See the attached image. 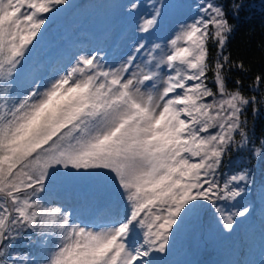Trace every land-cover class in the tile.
<instances>
[{
    "label": "snow or ice",
    "instance_id": "obj_1",
    "mask_svg": "<svg viewBox=\"0 0 264 264\" xmlns=\"http://www.w3.org/2000/svg\"><path fill=\"white\" fill-rule=\"evenodd\" d=\"M68 3L0 0V264H163L177 230L209 206L232 233L251 214L249 173L218 175L230 148L249 143L242 116L257 97L240 79L227 85L226 70L245 67L225 52L224 8L206 0L160 44L149 36L190 5L120 0L140 21L128 51L112 64L99 48L77 52L50 72L33 54Z\"/></svg>",
    "mask_w": 264,
    "mask_h": 264
},
{
    "label": "trees",
    "instance_id": "obj_2",
    "mask_svg": "<svg viewBox=\"0 0 264 264\" xmlns=\"http://www.w3.org/2000/svg\"><path fill=\"white\" fill-rule=\"evenodd\" d=\"M111 0H76L68 5L66 9L58 16L53 26L52 33L57 40L58 46L53 49L50 44L48 53L50 57L44 61L48 71L55 72L57 68L70 60L77 52L90 49H101L103 51H112L113 48H122L125 39L132 40L134 37H128L131 31L129 27L120 25L122 31L117 30V36L114 38V27L110 30L104 29L103 21L112 17V10L109 9ZM188 1V0H186ZM214 4L224 8L227 13L229 23L233 26V31L229 36L225 47L226 54H230V62L235 64L243 62L245 70H231L225 72L226 81L229 89L235 87V80L240 79L242 84L240 90L247 96L255 95L257 104L248 106L245 116H242L246 123L249 143L243 149L230 148L223 158L222 167L218 179L223 183L225 179L233 175L247 171L250 176L257 173L258 164L252 154L264 143V84L259 86L253 84V76L264 73V0H211ZM190 2H193L191 0ZM242 3L243 6L237 13L233 5ZM78 10L77 13H74ZM112 14H111V12ZM194 10L185 9L183 13L177 15L185 17L187 12ZM84 11V14H80ZM76 24V25H75ZM83 25H93V28L85 29ZM123 38L119 40L121 35ZM132 36V35H130ZM51 40L43 39V45H47ZM40 46V47H41ZM45 49V48H44ZM209 60L215 58L216 46L209 41ZM239 136L237 140L239 141ZM251 208L253 203L251 201ZM260 205V204H259ZM59 206V202L49 203V207ZM228 202L220 201L217 207L227 208ZM87 214L90 209H85ZM254 226L264 230V208L261 207L258 215H253ZM217 213L212 207H206L199 213L198 218L187 220L180 229L174 234L169 255L163 258V264H230L232 260L225 254L224 241L217 242V231L213 228ZM192 230V231H191ZM219 232V231H218ZM210 235L208 240L203 235ZM262 238V236H261ZM231 238L227 239V242ZM201 243V245L199 244ZM200 245V246H199ZM35 246L23 247L20 241L17 243V250L29 253H35ZM236 251L235 259L243 256L242 248ZM230 253V252H229ZM244 258V257H243Z\"/></svg>",
    "mask_w": 264,
    "mask_h": 264
},
{
    "label": "rangeland",
    "instance_id": "obj_3",
    "mask_svg": "<svg viewBox=\"0 0 264 264\" xmlns=\"http://www.w3.org/2000/svg\"><path fill=\"white\" fill-rule=\"evenodd\" d=\"M190 1L191 0H184V2L190 5V7L194 8V10L187 12L185 14V17L174 16L163 29H161L160 31H156L152 33L151 36H149V41H151V43L166 44L168 39H170L171 36L174 35L175 30L179 28V25L181 23L191 22L193 18L199 15L198 9L202 3L206 2V0H193V2ZM75 2L76 0H73V3ZM147 2H151V0H147ZM209 2L214 3L211 0H209ZM70 3L71 0H69L68 5ZM108 7L109 9L111 8L113 14L110 10L112 17L107 21H103L104 29L106 28V30H110L113 26H115L113 29L115 38L117 36V30L122 31L123 28H121L120 25L123 24L125 28L129 27V29H131V31L127 35L128 37L131 38L133 36H136V38L139 39L141 34L136 29L138 28L140 21L136 20L135 22H131L120 14V0H111L109 2ZM189 10L190 8L188 9V11ZM77 11L78 10H75L74 13H77ZM83 12L84 11H81L80 14H84ZM53 26L54 25L51 24L48 26L49 30L44 38L46 41H51L47 45L39 47L37 53L33 54L34 61L38 59L40 67H43L45 65L44 61L50 57V54L48 53L50 51L48 49V47H50V44L53 45V49L58 46V42H56L57 40H53L54 34L51 31V29L53 30ZM83 27L85 29H88L93 28V25H83ZM135 40L137 39H135L134 37L132 38V40H128L126 38L125 44L122 48L118 46L116 48H113L112 51H102L100 55L102 57H106L107 62L109 64H112L122 53L128 51L129 46L133 45ZM150 46L151 44H149V47ZM251 107H253V105H251ZM247 110L248 106L245 109L243 116H245ZM242 120H244L243 117ZM258 152L261 153V155H257ZM252 154L254 155L257 161L258 167L255 168L257 169V173H254L253 176H250L249 173V184L246 199L248 201H251L254 205L253 208H251V214L248 215L247 218L239 220L235 226L234 231L230 234L224 233L222 226L221 228L219 227L218 214L216 219L214 220L213 228L217 231V242L224 241L225 254L228 258L230 257V259L232 260V263L230 264H264V230L258 227L256 228V226H254L255 223H253L254 220L257 222L253 215L257 216L259 209H261V207L264 208V163H262V156H264V143H262L261 146L255 151H252ZM46 206L49 207V204H47ZM239 207V204H234V202H228L227 208L224 207L222 209H224L226 212H231L235 211ZM203 236L205 237V239L208 240V237L210 235L207 234ZM229 237L231 238V242H227V239ZM37 239V237L33 236V240ZM20 242L23 247L35 246L27 240H20ZM199 244L201 245L200 242ZM238 247L242 248V253L244 255L239 257L238 259H235L237 255L236 251L239 249ZM233 249H235L236 251H234Z\"/></svg>",
    "mask_w": 264,
    "mask_h": 264
}]
</instances>
